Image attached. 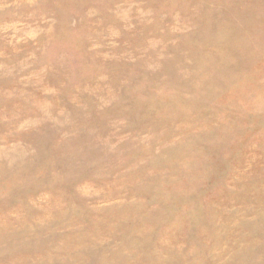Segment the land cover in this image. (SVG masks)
I'll use <instances>...</instances> for the list:
<instances>
[{
  "label": "rangeland",
  "instance_id": "1",
  "mask_svg": "<svg viewBox=\"0 0 264 264\" xmlns=\"http://www.w3.org/2000/svg\"><path fill=\"white\" fill-rule=\"evenodd\" d=\"M0 264H264V0H0Z\"/></svg>",
  "mask_w": 264,
  "mask_h": 264
}]
</instances>
